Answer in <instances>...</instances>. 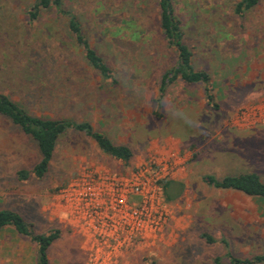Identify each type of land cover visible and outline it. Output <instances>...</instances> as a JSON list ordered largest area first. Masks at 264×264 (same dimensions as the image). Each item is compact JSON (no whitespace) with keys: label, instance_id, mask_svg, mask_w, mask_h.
Instances as JSON below:
<instances>
[{"label":"rangeland","instance_id":"1","mask_svg":"<svg viewBox=\"0 0 264 264\" xmlns=\"http://www.w3.org/2000/svg\"><path fill=\"white\" fill-rule=\"evenodd\" d=\"M35 1L0 0V91L37 114L87 119L134 152L125 164L73 132L58 141L44 178L19 180L17 171L39 160L38 147L0 116V208L21 212L36 233L60 231L49 264L87 260L88 245L60 189L86 167L126 175L151 158L185 190L174 202L162 196V233L145 232L114 264H211L215 256L227 260L228 252L264 253V203L202 178L254 170L264 181V0L242 14L235 11L241 0H175L194 65L211 74L217 109L204 84L178 80L160 97L161 77L177 57L160 30L156 0H67L91 45L116 70V82L86 64L55 10L31 21ZM203 232L217 241L208 243ZM35 261L36 244L28 236L0 232V264Z\"/></svg>","mask_w":264,"mask_h":264},{"label":"trees","instance_id":"2","mask_svg":"<svg viewBox=\"0 0 264 264\" xmlns=\"http://www.w3.org/2000/svg\"><path fill=\"white\" fill-rule=\"evenodd\" d=\"M260 0H241L236 4L235 11L242 14L243 11L254 7ZM159 8V27L167 45L176 52V61L162 75L159 86L160 97L166 93L169 85L178 80L186 84H204V94L213 109L219 106L215 102L212 92L211 74L206 69L197 68L194 65V54L186 42V31L182 19L177 14L175 0H156ZM55 10L58 15L66 20V31L72 45L82 49V56L88 66L97 72L103 79H112L116 82V70L109 65L99 49L92 46L80 15L67 6V0H36L28 10L31 21L38 19L42 11ZM126 23H129L125 19ZM131 26V24L129 23ZM159 117L160 114L156 113ZM0 116L11 121L26 135L36 141L40 154L39 160L31 169L22 168L17 171L19 180H27L32 175L42 179L48 173L54 157L58 141L69 133H81L93 140L98 148L106 155L130 163L134 156L133 149L123 143H116L105 132L97 130L89 120L77 119L66 115L37 114L25 105L14 100L10 95L0 91ZM203 180L210 186L220 190L241 192L264 203V181L254 170L228 173L223 176L214 174L203 175ZM163 195L169 202L180 198L185 190V184L174 179H163L160 182ZM5 229L14 230L16 233L28 236L36 244V264H49L48 251L52 244L60 237L59 230H50L45 233H36L21 212L0 208V232ZM208 243H214L217 239L208 232L200 234ZM228 245V240H221ZM227 260L221 256L212 258L211 264H264V253L247 257L236 256L233 252L227 253ZM143 264H158L151 259Z\"/></svg>","mask_w":264,"mask_h":264},{"label":"built area","instance_id":"3","mask_svg":"<svg viewBox=\"0 0 264 264\" xmlns=\"http://www.w3.org/2000/svg\"><path fill=\"white\" fill-rule=\"evenodd\" d=\"M160 173L163 169L153 158L126 175L90 166L60 189L88 245L86 264H114L145 232L162 233L167 212L160 182L168 177Z\"/></svg>","mask_w":264,"mask_h":264}]
</instances>
